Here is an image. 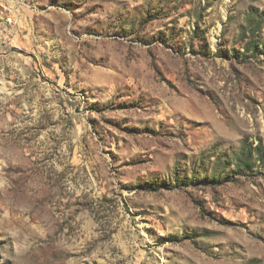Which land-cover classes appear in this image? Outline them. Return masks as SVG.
I'll list each match as a JSON object with an SVG mask.
<instances>
[{"label":"rangeland","instance_id":"rangeland-1","mask_svg":"<svg viewBox=\"0 0 264 264\" xmlns=\"http://www.w3.org/2000/svg\"><path fill=\"white\" fill-rule=\"evenodd\" d=\"M1 2L0 264H264V0Z\"/></svg>","mask_w":264,"mask_h":264},{"label":"built area","instance_id":"built-area-1","mask_svg":"<svg viewBox=\"0 0 264 264\" xmlns=\"http://www.w3.org/2000/svg\"><path fill=\"white\" fill-rule=\"evenodd\" d=\"M0 37L9 39L17 22L16 15L5 2L0 3Z\"/></svg>","mask_w":264,"mask_h":264}]
</instances>
